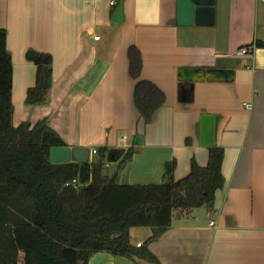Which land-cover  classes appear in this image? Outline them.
I'll return each instance as SVG.
<instances>
[{
  "label": "crops",
  "instance_id": "crops-1",
  "mask_svg": "<svg viewBox=\"0 0 264 264\" xmlns=\"http://www.w3.org/2000/svg\"><path fill=\"white\" fill-rule=\"evenodd\" d=\"M115 1L2 0L14 124L48 118L67 145L91 148V158L107 146L114 170L106 174L117 172L118 183L151 184L185 177L193 159L208 164L200 133L201 116L211 113L214 144L225 149V185L213 208L175 209L156 239L148 241L153 230L145 227L135 241L138 227L131 229L132 244L144 242L158 262L100 251L90 264H264V47L256 45L264 41V0H216L214 23L192 25L178 22V0ZM121 5L123 19L115 21ZM247 45L253 52L239 55ZM31 47L54 56L53 85L37 104L26 101L37 74L26 57ZM131 47L142 56L141 79L166 93L150 123L135 104ZM184 68L198 69L192 80L183 79ZM215 69L233 70L232 78L210 79ZM130 148L132 159L120 167Z\"/></svg>",
  "mask_w": 264,
  "mask_h": 264
},
{
  "label": "trees",
  "instance_id": "trees-1",
  "mask_svg": "<svg viewBox=\"0 0 264 264\" xmlns=\"http://www.w3.org/2000/svg\"><path fill=\"white\" fill-rule=\"evenodd\" d=\"M0 0V264H90L92 255L110 251L158 258L143 243L131 242L133 227H151L148 241L172 225L174 210L213 208L216 193L225 185V149L210 145L206 166L192 160L183 178L169 174L162 183L122 184L105 173L109 148H97L98 159L88 163H55L54 146L67 145L48 118L14 124V62L8 49V31L1 23ZM258 47L264 41L258 40ZM29 61L37 66L36 83L26 101L46 100L54 81V56L29 48ZM131 74L137 79L135 104L146 123L166 101L154 82L141 79L142 56L130 49ZM130 148L119 166L132 159ZM77 179L80 186L66 185Z\"/></svg>",
  "mask_w": 264,
  "mask_h": 264
},
{
  "label": "water",
  "instance_id": "water-1",
  "mask_svg": "<svg viewBox=\"0 0 264 264\" xmlns=\"http://www.w3.org/2000/svg\"><path fill=\"white\" fill-rule=\"evenodd\" d=\"M216 0H178V22L180 24L192 25L194 23L213 24L216 13ZM124 14L123 5L120 6L114 15L115 21H122ZM198 69L184 68L183 79L190 81L193 79ZM205 73L204 70H201ZM210 79L230 80L233 70L215 69L210 71ZM216 137V116L211 113H205L201 116L200 142L203 145H213ZM51 158L55 163H67L76 161L88 163L91 159V148L85 146L71 147L69 145L54 146L51 150ZM166 171L172 172V162L165 163Z\"/></svg>",
  "mask_w": 264,
  "mask_h": 264
},
{
  "label": "built area",
  "instance_id": "built-area-1",
  "mask_svg": "<svg viewBox=\"0 0 264 264\" xmlns=\"http://www.w3.org/2000/svg\"><path fill=\"white\" fill-rule=\"evenodd\" d=\"M111 4L112 5H116L117 4V1L112 0ZM253 50H254V46L247 45V46H243V47L239 48L237 50V53L239 55H245V54H249V53L253 52ZM92 152L94 154H96L97 153V149H93ZM66 185H73L75 188H79V186H80V184H79V182H78L77 179H73L72 181L67 182ZM211 224H214V221H211ZM143 243L144 242H138V246H141Z\"/></svg>",
  "mask_w": 264,
  "mask_h": 264
},
{
  "label": "rangeland",
  "instance_id": "rangeland-1",
  "mask_svg": "<svg viewBox=\"0 0 264 264\" xmlns=\"http://www.w3.org/2000/svg\"><path fill=\"white\" fill-rule=\"evenodd\" d=\"M138 138H139V136L136 137V140L135 141H137ZM97 159H98L97 154H93L90 162L95 161ZM113 170H114L113 167L110 168V167H107V165L105 166V173L106 172L113 171ZM142 228H145V227H138V228L134 229L133 239L135 241H137L138 239H143L144 238V236H145L144 232L145 231H142V230H147V229L146 228L145 229H142ZM19 260H20L19 264H24L23 253H21Z\"/></svg>",
  "mask_w": 264,
  "mask_h": 264
}]
</instances>
